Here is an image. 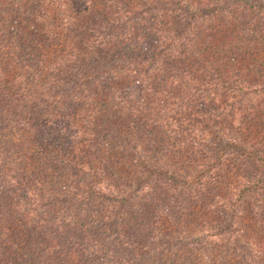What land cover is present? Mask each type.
Masks as SVG:
<instances>
[{
  "label": "trees",
  "instance_id": "obj_1",
  "mask_svg": "<svg viewBox=\"0 0 264 264\" xmlns=\"http://www.w3.org/2000/svg\"><path fill=\"white\" fill-rule=\"evenodd\" d=\"M263 69L264 0H0V264H226L249 199L264 264Z\"/></svg>",
  "mask_w": 264,
  "mask_h": 264
},
{
  "label": "rangeland",
  "instance_id": "obj_2",
  "mask_svg": "<svg viewBox=\"0 0 264 264\" xmlns=\"http://www.w3.org/2000/svg\"><path fill=\"white\" fill-rule=\"evenodd\" d=\"M259 80L261 79V76L264 75V69L263 70H259ZM260 82H262V80H260ZM35 89V88H34ZM262 101V106L264 107V101L263 98H261ZM245 102V100H244ZM246 103V102H245ZM12 122H15L14 119L9 120ZM24 123L23 126L21 127H14L13 130L11 131L14 134V138L18 139L22 136V131H24L23 127H24ZM27 133H29L30 130H26ZM24 137V135H23ZM7 139H10L9 137ZM14 144L11 145V147L14 149L16 148L17 151H19L20 148H17L15 146H13ZM27 147V146H25ZM5 147L3 145L2 142H0V154H4L5 153H9L6 152L8 149H6L5 151ZM9 151V150H8ZM12 153L10 152V155ZM13 155V154H12ZM5 156V155H4ZM15 167V166H14ZM1 168V167H0ZM11 170H9V173L7 174V172L5 170H1L0 169V199H6V197H8L7 195H9V198L7 199V201L10 203V201H13V198L15 196H12V199H10V190L16 191L15 187H17V180L20 183H22V187L24 188H28L30 187L31 183L33 182V179L35 176H38L40 174H42L43 172H40V170L37 168H35L32 172H29V176L26 180H23V178H19V170L10 168ZM243 171H231L228 173V177L232 178V177H236L239 174H242ZM31 176V178H30ZM32 179L31 182H29ZM13 180V181H11ZM22 180V181H20ZM8 184L11 188H9L7 185H5V183ZM24 183V184H23ZM5 186L7 187V189L5 187L1 188V186ZM10 189V190H9ZM19 190V189H18ZM14 195H16V197H24V195L22 194L21 190H19L18 192H13ZM22 195V196H21ZM30 196V195H29ZM28 195H26V197H29ZM39 196V195H38ZM38 196H30V201H27V199H23L26 204L24 205V208L22 209L23 213H22V219H24V217H26L27 219V224L26 227H30V224L28 223V221L34 220V222H36L38 217H41V212L46 210V206L41 202V200L39 199ZM251 196L250 194L245 195L244 197H246V200L248 199V197ZM10 199V200H9ZM242 199V198H241ZM249 201H247L246 203L243 202L242 204L241 201H236L235 203L236 206L240 207V209L244 210L243 213H238L236 215V210L234 209V212L231 213L230 215V222L234 223V226L231 227V243L229 246L224 245L222 247H227L226 249H230L229 251H225L221 245H217L216 241H213L214 243H210L211 245H209V240L204 239L202 243H200L198 245L199 251L201 252H208L210 250H212L215 253L212 254V257L214 255L215 260L220 261V260H224L225 259L222 257L223 255L226 256V262L224 263H228V264H261V259L258 257V212L254 211L253 214L250 213V210H252V206L253 205L251 203L252 199H249ZM176 202H179V204L185 205L186 201L183 199V197H181L180 199H176ZM203 216V215H202ZM36 224V223H35ZM25 228V227H24ZM40 229H42L39 226ZM35 238V237H34ZM22 239H20L19 241H21ZM212 240V239H211ZM21 243H23V240L21 241ZM263 245V244H262ZM180 244L174 245L173 247H170L167 249V254L168 255H177L178 256V252L180 251ZM203 254V253H202ZM169 256V257H170ZM185 256V254L183 255ZM211 257V258H212ZM227 257H228V261H227ZM174 258V257H173ZM178 260V259H177ZM178 262V261H177ZM175 262V263H177ZM152 263V262H150ZM153 264V263H152Z\"/></svg>",
  "mask_w": 264,
  "mask_h": 264
}]
</instances>
